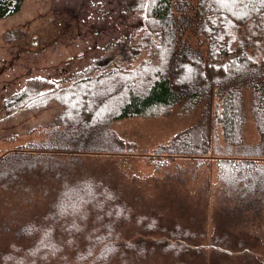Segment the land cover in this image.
<instances>
[{"label":"trees","instance_id":"1","mask_svg":"<svg viewBox=\"0 0 264 264\" xmlns=\"http://www.w3.org/2000/svg\"><path fill=\"white\" fill-rule=\"evenodd\" d=\"M24 2L0 0V19L19 13ZM124 10L144 14V28L136 36L112 44L108 56L68 83L31 77L3 100L2 110L8 114L52 105L59 109L41 128L44 140L27 144L22 155H67L73 167L79 155L135 154L136 144L113 130V122L166 116L178 105L199 110L197 121L155 154L215 157L223 193L207 248L224 253V258L233 251L245 252L248 236L234 235L232 229L264 212V0H124ZM25 36L23 30L7 31L2 40L15 43ZM248 116L259 137L255 144L245 142ZM26 167L43 168L36 160L17 157L4 170L14 174ZM70 178L48 209L31 214L17 228L13 240L0 249V264L203 260L200 241L206 232L198 217L192 216L188 224H162L159 214L137 213L106 182L86 174L71 173ZM5 181L1 172L0 184ZM133 235L141 237L127 239ZM250 260L244 258L246 264Z\"/></svg>","mask_w":264,"mask_h":264},{"label":"rangeland","instance_id":"2","mask_svg":"<svg viewBox=\"0 0 264 264\" xmlns=\"http://www.w3.org/2000/svg\"><path fill=\"white\" fill-rule=\"evenodd\" d=\"M143 28L144 14L126 12L124 0H25L19 13L0 19V97L2 100L9 97L31 77L68 83L95 60L108 56L112 44L121 38L131 39ZM15 30L25 31L26 36L15 43H4L3 33ZM139 61L140 58L133 66ZM199 112L186 111L178 105L166 116L115 121L111 128L126 141L136 144L137 153L79 155L74 168L86 172L87 177L106 182L137 213L159 214L162 224L171 221L188 224L192 216L198 217V223L206 232V238L200 241L203 260L198 264H246L244 258H252L250 264H264V212L261 217L232 229L234 235L242 232L248 236L245 252L233 251L229 258H224V253L215 254L207 248L216 225L214 212L221 206L219 196L223 193L217 180L215 157L170 158L155 154L160 145L193 125ZM54 115L53 118L57 114ZM44 117L46 122L51 119L49 114ZM41 128L28 131L24 141H14L13 135L1 136L0 171L3 175L9 171L4 170L10 160L6 156L20 153L27 144L44 140ZM244 138L247 144L259 141L249 116ZM9 165L14 169L12 162ZM21 182L27 186L30 180L18 178L11 182L8 179L0 184V249L13 240L17 228L27 222L31 214L51 204L49 197L52 196L38 195L30 185L27 194L18 193ZM140 237L133 235L127 239ZM157 238L159 236H145L147 240ZM149 264L164 262L158 257Z\"/></svg>","mask_w":264,"mask_h":264},{"label":"crops","instance_id":"3","mask_svg":"<svg viewBox=\"0 0 264 264\" xmlns=\"http://www.w3.org/2000/svg\"><path fill=\"white\" fill-rule=\"evenodd\" d=\"M20 87V86H18ZM13 94V93H12ZM11 95V94H10ZM9 95V96H10ZM3 97H0V102L3 103V100L1 99ZM2 103L0 105V136L2 135H13L12 139L15 140H25L28 138L27 132L30 130H37L40 127L46 126L47 124L51 123L53 119V115L59 113V109L55 106H49L46 109L37 110L35 112L33 111H20L15 114H8L5 113L2 110ZM50 110H53V113L50 112ZM45 114H49L50 120L44 121ZM54 115V116H55ZM38 116V117H37ZM42 116V117H41ZM25 159V160H36L42 164L43 168L41 170L32 171L26 168H22L18 172H14L12 174V171L10 173L5 172L3 177L8 180L11 179L14 181L15 179L22 178L26 181L30 180V183L27 186H24L22 184L21 188H18V193L20 194H27L28 186L30 185V189H34V192L38 195H45V196H52L49 197V201L51 204L54 201V197L57 194L58 190L60 189V186L62 185L63 181L70 180V174L73 173V171H78L80 174H77V176H82L84 174H87L86 172H83L81 170H77L75 165L72 167L69 165V161L72 162V157L70 156H60V155H53L48 153H30L28 155H22V152L16 153V154H10L6 157ZM5 157V158H6ZM10 158V159H12ZM77 157V160L78 161ZM47 163L48 165H45ZM77 163V162H76ZM71 167V168H70ZM8 169V168H7ZM77 172V173H78ZM66 174L68 175L66 177ZM76 175V174H75ZM25 181V180H24ZM34 182V184H33ZM10 183V182H9ZM36 183V184H35ZM4 187V186H3ZM1 188V186H0ZM50 204V205H51ZM49 207L45 209H39L38 212L44 211L48 209Z\"/></svg>","mask_w":264,"mask_h":264}]
</instances>
